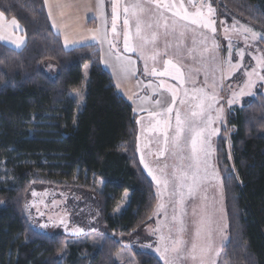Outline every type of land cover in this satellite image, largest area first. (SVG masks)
Segmentation results:
<instances>
[{
    "label": "trees",
    "instance_id": "1",
    "mask_svg": "<svg viewBox=\"0 0 264 264\" xmlns=\"http://www.w3.org/2000/svg\"><path fill=\"white\" fill-rule=\"evenodd\" d=\"M221 6L264 33V0ZM0 12L17 19L28 38L22 51L0 44V264H118L121 242L149 223L157 198L139 159L133 106L103 68L99 46L63 47L44 0H0ZM84 86L79 112L74 93ZM228 121L232 161L225 134L216 152L229 236L224 257L228 264H264V96L247 99ZM33 185L92 191L111 236L100 247L75 243L65 253L64 234L42 233L28 221ZM126 191L127 207L112 216ZM136 261L163 264L144 251Z\"/></svg>",
    "mask_w": 264,
    "mask_h": 264
},
{
    "label": "rangeland",
    "instance_id": "2",
    "mask_svg": "<svg viewBox=\"0 0 264 264\" xmlns=\"http://www.w3.org/2000/svg\"><path fill=\"white\" fill-rule=\"evenodd\" d=\"M122 0H118L121 2ZM131 1V0H130ZM128 0V2H130ZM127 2V3H128ZM211 4L214 12L209 15L207 5ZM194 18L197 12L204 13L205 20L213 21L212 27L215 28L213 33L211 28L194 25L196 30L197 45V76L198 83H188L189 77L185 72L184 83L179 79L172 83V88L177 91L176 104L173 106L174 110L171 114L162 112L160 115H149L151 112H161L162 107L170 101L166 98L162 107L155 111L141 112L137 116L138 125V155L141 161L143 170L148 174L151 181L154 183V192L156 193V207L152 213V217L148 224L141 229L131 233L127 238L121 242V248L115 255V260L118 264H139L136 261V253L144 251L156 255L163 264H165V257L157 251L161 248L160 236L171 234L175 237L177 229L181 226L180 221H183L185 228L183 238L189 239L190 233L194 230V221L198 219V215H193V209L197 214L200 213L201 208L206 204L209 211L214 212V220L217 222L219 232L214 234V241L216 247L220 250V255L217 258V264H228L224 257V247L228 242V225L226 202L224 201L223 180L221 179L219 170L217 168V142L219 138L224 135L227 144V153L229 160L232 161L231 144L228 126V116L236 108H241L247 99H255L258 93L264 96V62H260L264 58V40L260 39L263 32L252 28L244 22H241L233 14L227 12L221 6V0H194ZM131 27L135 28L134 24ZM251 28L257 36L252 37L251 33L245 32L244 28ZM227 29V31H225ZM132 30V31H133ZM201 33V34H200ZM199 34L204 36L205 46L200 45ZM219 47H214V42ZM212 57H216L221 64L223 78L221 79V72L212 73ZM232 68L229 69L225 61H229ZM51 66H53L51 64ZM54 67V66H53ZM51 68V67H50ZM49 68V69H50ZM90 66H84V81L88 82ZM47 70L50 72V70ZM56 72V70H54ZM248 73H252L249 77ZM207 74V83L213 84L218 97V103H212L211 108H207L206 115L210 116L213 123L210 128L218 129V133L214 135L205 134L208 139V144L211 148V155L208 157L209 167L207 174L201 173V190L193 196L187 194V188H178L176 195H172L173 184L176 183L173 174H179V171L188 170V159L181 160L180 157H188L190 155V148L185 147L183 152L176 151L169 145V151L164 155H160L163 150V134L159 130L162 125H158L157 121L165 119L170 120L171 129H175V113L179 111L182 118L188 112L189 107L194 105L197 101L192 98V90L194 88H205V91L212 93L213 89L206 87L205 77ZM178 75V74H177ZM252 81L251 87H246ZM155 80V79H154ZM156 81V80H155ZM160 84L159 81L155 82ZM241 89L244 94L238 96V99L231 105L226 103L227 100L233 98V93H239ZM85 91V86L82 90L75 92L74 96L79 103V112L82 109L81 101ZM187 92V95L185 93ZM180 101H184L183 104ZM209 102L206 101L207 106ZM222 108V120L217 118L216 109ZM173 131H169V136L173 135ZM143 157V159H141ZM145 164L148 167H145ZM215 169V173L213 172ZM190 171V170H189ZM218 174V175H216ZM164 179L167 177L170 181L167 188L157 183V179ZM95 188L101 192L103 184L96 183ZM184 192V203H178L179 193ZM35 193V195H33ZM208 199L205 201L204 197ZM130 197L128 191L125 192L122 200L117 204V207L111 213L112 216L121 214L127 207V202ZM25 212L33 229L42 233L57 234L62 233L66 236L65 253L69 246L75 243L88 244L90 246H102L108 236H111L107 230L103 219H101V207L99 206L98 197L92 191L85 190L81 186L59 187L50 185H33L26 195ZM163 204L164 207L159 209L158 205ZM4 203L0 202V208ZM181 207H183V214H181ZM173 215L177 216L173 220ZM167 217V218H165ZM81 228L83 232H77L76 229ZM65 255V254H64ZM66 258V257H65ZM168 259H171L169 255ZM179 264V262H177ZM191 264V262H189Z\"/></svg>",
    "mask_w": 264,
    "mask_h": 264
},
{
    "label": "snow or ice",
    "instance_id": "3",
    "mask_svg": "<svg viewBox=\"0 0 264 264\" xmlns=\"http://www.w3.org/2000/svg\"><path fill=\"white\" fill-rule=\"evenodd\" d=\"M46 4L49 3V0H44ZM57 8L66 7L67 4L65 0H53ZM99 9L101 17H103V0H98ZM118 0H114L112 13H113V24H112V33L116 34L115 19L118 16L117 12ZM195 6V5H193ZM208 14L211 15L214 12V9L211 4L207 5ZM123 12L125 14L124 26L127 31L124 33L123 38V48L125 52L127 51H139L140 56L147 60H152L155 62L157 55H159L155 45L159 40L161 35L160 29L163 28L164 35L167 36L169 31L176 33L179 31L180 35L183 36L188 30L189 25L181 23V21H189L192 25H200L202 27L211 28L212 32H215V28L212 27L213 21L205 20L203 12H197L195 14L199 19L190 16L187 9L181 4L178 8L176 4L168 3L167 0H134L133 3L124 6ZM171 12L172 19L171 21L165 15V13ZM52 15L51 6L49 7V16ZM63 15V13H61ZM134 20L135 31H132L130 26V19ZM55 20H53V25H55ZM9 22L5 19L4 12H0V32L3 29L7 28ZM11 28L13 32L17 29L24 31L17 19L12 18L10 21ZM91 39L98 41L101 44L107 43L108 50L107 55L114 57L115 64L114 68L118 70V74L121 80H127L135 74L136 67L130 58L125 56L123 53L116 48V44L113 39L108 37L107 29L102 28L100 30H87ZM227 31V29H225ZM245 32L251 33L252 37L255 38L257 33H255L251 28H244ZM4 35H0V40L8 39ZM260 39L264 40V34L260 35ZM88 40L87 35L80 36L79 38L72 37L70 38L67 33L64 35V45L69 50H75L77 47L83 46L84 42ZM18 47L24 43V38L19 37L12 41ZM214 43V47H219L218 44ZM152 46L151 48L149 46ZM194 51V49H193ZM207 51V48L204 49ZM167 55V52H165ZM228 64L229 69L233 66L229 61H225ZM260 62H264V58ZM167 67L163 71H157L155 67L152 68L151 74L155 76H166L169 75L168 67L175 68L178 75L174 76V79H179L181 83H184V74L179 67H177L172 59L164 61ZM145 72L148 71L147 63L144 68ZM212 73L221 72V79L223 78L220 61L216 57H212V67L210 69ZM251 77L252 73H248ZM264 80V77H261ZM205 85L208 88L213 89L212 93L205 91V88H194L192 90V98L197 101L194 105L189 107L188 112L182 118L181 113L176 111L175 113V129H171L170 120L165 119L163 121H157L158 125H162L159 129L163 134V150L160 152V155H164L165 152L169 151V145L171 144L172 148L176 151L173 152V155L177 154V151L183 152L185 147L190 148V155L188 157L181 156L180 159H188L189 163L187 165L188 170L179 171V174H173L174 180L176 181L173 184L172 195H176L177 187L178 188H187V194L193 196L198 191L201 190V173L207 174L209 167L208 157L211 155V148L208 144L207 136L214 135L218 133V129L210 128V125L213 123V120L210 116L206 115L207 108L212 107V103H218V97L214 89L216 87L215 82L213 84L207 83V74L205 77ZM161 88L166 87L161 81ZM252 81L249 79L246 87H251ZM172 94V99L170 103H166L161 112H151L149 115L157 116L162 112L171 114L174 110L173 106L176 104L177 91L175 88L169 87L167 89ZM244 90L241 89L239 93H233V98L227 100L226 103L231 105L238 99V96L243 95ZM187 95V92L185 93ZM208 101L209 103L205 104ZM157 105L161 104L160 100H156ZM181 104L184 101H180ZM217 118L222 120V108L216 109ZM169 131H173V135L169 136ZM143 159V157H141ZM147 168L148 165L145 164ZM190 170V171H189ZM215 173V169L213 168ZM218 175V174H216ZM157 179V183L167 188L170 181L167 177L164 179ZM35 195V193H33ZM180 199L178 203L183 205L184 203V192L179 193ZM208 198L205 196L204 200ZM164 207L163 204L158 205L159 209ZM183 207H181V214H183ZM193 215L197 216L198 219L194 221L195 227L194 230L190 233L189 239L185 240L183 238V233L185 228L183 226V221H180V227L177 229V235L174 237L171 234V229L169 230V235H161V248H157V251L165 257V264H217V258L220 255V250L216 247L214 241V234L219 232V227L217 222L214 220V212L209 211L207 205L205 204L199 214L196 210L193 209ZM167 218V217H165ZM173 220L177 219V216L173 215ZM77 232H83V229L77 228ZM169 255L171 259H168Z\"/></svg>",
    "mask_w": 264,
    "mask_h": 264
},
{
    "label": "crops",
    "instance_id": "4",
    "mask_svg": "<svg viewBox=\"0 0 264 264\" xmlns=\"http://www.w3.org/2000/svg\"><path fill=\"white\" fill-rule=\"evenodd\" d=\"M127 2L128 0H122L121 2H118V16L115 19V35L112 33V7L114 0H103V17H101L100 14L98 0H65L67 6L63 8H57L53 0H49V3L46 4V11L49 15V7L51 6L52 15L49 16L50 24L52 25L55 34L61 36L63 47L67 51L72 50H69L64 45L65 33H67L70 38H79L80 36L87 35L88 40L85 41L81 47L86 45H97L100 47L103 68L111 74L116 90L124 97L127 102L133 106L134 114L138 116L139 113L144 112L145 110L155 111L160 109L163 102L165 101L162 98H166L167 101H171L172 94L167 89L172 87V83H177L173 78L177 75L175 68L168 67V71L170 73L169 75L155 76L151 74L153 67H155L157 71H163L164 68L167 67L164 61L172 59L173 63L179 67L182 72L187 74L189 77L188 83L190 82L193 84L199 82V78L196 73L198 68V57L196 53L198 42L196 40V30L194 25H192L189 21H181V23L189 25L188 30L183 36L180 35L179 31L176 33L169 31L168 35L165 36L163 28L160 29L161 35L155 45L159 55H157L155 62L152 60L145 61V59L140 56L139 51L125 52L123 48V38L127 29L124 26L125 14L123 12V8L124 6L133 3L134 0H131L128 3ZM167 2H174L177 8L183 4V7L187 9L189 15L194 17V0H167ZM61 13H63V15H61ZM165 15L170 21L173 18L171 12H167ZM5 19L9 22V25L7 28L3 29L2 32H0V35H4L9 38L0 40V44H4L12 50L22 51L26 47L28 41L24 27L20 25L24 31L17 29L13 32L10 25L11 19H8L6 16ZM129 19L131 26L132 23L134 24V20L131 18ZM53 20L56 22L55 25H53ZM102 28L107 29L108 37L113 39L114 43L116 44V48L119 49V51L125 56L130 58L134 63L137 71L129 79H120L118 70L113 67V65L116 63L114 57L107 55L108 44H101L98 41L92 40L90 33L87 31H95ZM134 31L135 28L133 32ZM200 34L198 39L200 40V45L206 48V42L201 41L204 39V36ZM19 37L24 38V43L18 47L16 44L12 43V41ZM149 47L151 48L152 46L150 45ZM165 52H167V55H165ZM146 63L148 66L147 72L144 70ZM154 79L159 81V83L163 81L166 87L161 88L159 86L160 84L158 85L155 83L156 81ZM159 95L162 96V98L160 97L159 99ZM84 97L85 96L83 95V99L80 104L82 107L84 105ZM156 100H160L161 104L157 105L155 103Z\"/></svg>",
    "mask_w": 264,
    "mask_h": 264
}]
</instances>
